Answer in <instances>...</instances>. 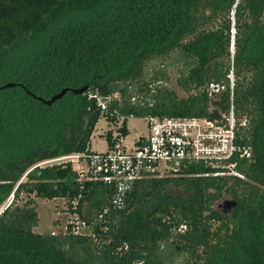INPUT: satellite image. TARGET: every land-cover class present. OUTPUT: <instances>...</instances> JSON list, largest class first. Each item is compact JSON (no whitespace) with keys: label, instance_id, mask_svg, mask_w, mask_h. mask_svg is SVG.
<instances>
[{"label":"trees","instance_id":"1","mask_svg":"<svg viewBox=\"0 0 264 264\" xmlns=\"http://www.w3.org/2000/svg\"><path fill=\"white\" fill-rule=\"evenodd\" d=\"M95 79L81 94L39 99ZM8 83L0 264H264V0H0V86ZM90 92L111 97L107 114ZM231 105L236 142L250 149L232 158L239 174L200 162L137 180L119 206L111 187L79 179L70 161L42 163L91 152L102 117L121 121L105 133L113 146L131 116L216 119ZM34 196L64 198L86 228L37 232ZM225 199L237 203L231 212Z\"/></svg>","mask_w":264,"mask_h":264},{"label":"built area","instance_id":"2","mask_svg":"<svg viewBox=\"0 0 264 264\" xmlns=\"http://www.w3.org/2000/svg\"><path fill=\"white\" fill-rule=\"evenodd\" d=\"M229 76L233 84V73ZM210 88L219 90L214 83ZM89 96L101 112L107 114L111 97L99 92H90ZM146 119L147 135L136 138L130 147L123 144L121 137L113 146L107 144L103 151L92 149L89 153H73L42 163L70 161L79 179L102 181L111 187L113 203L121 206L137 180L181 175L190 165L200 162L219 168L215 174H239L232 158L237 153L250 155L249 148L236 142L237 120L233 105L216 119L197 116H149ZM74 217L80 219L77 214ZM82 224V229L74 224V230H83L86 224L84 221Z\"/></svg>","mask_w":264,"mask_h":264},{"label":"rangeland","instance_id":"3","mask_svg":"<svg viewBox=\"0 0 264 264\" xmlns=\"http://www.w3.org/2000/svg\"><path fill=\"white\" fill-rule=\"evenodd\" d=\"M173 72H177L176 68L170 69L171 76ZM172 78L174 79V77ZM164 84L169 86L173 83H170V81H164ZM179 93L183 96L186 95V93H182L181 90H179ZM120 122L121 121H119L117 125H120ZM117 125L103 117L100 118L97 123L96 130L91 137V148L96 151L106 150L107 140L105 138V133L108 129H111L113 133L116 134ZM127 127L129 129V133L123 137V144L127 145L128 147L132 145L136 138L140 136H146L148 133L146 117H129L127 120ZM21 196V199L18 201L20 204H22L27 198L26 194L24 193ZM34 200L39 216V223L35 227L37 232H58L59 229H64L68 224H71L72 221L73 224L79 226L78 228L82 229L83 221L76 219V217H74V213L69 212L66 200L64 198L46 199L34 196ZM10 202L11 200L9 199L7 204Z\"/></svg>","mask_w":264,"mask_h":264},{"label":"water","instance_id":"4","mask_svg":"<svg viewBox=\"0 0 264 264\" xmlns=\"http://www.w3.org/2000/svg\"><path fill=\"white\" fill-rule=\"evenodd\" d=\"M97 80L95 79L93 82L89 83V84H85L79 88H75V87H71V86H65L64 88H62V90L60 92H58L57 94L53 95L51 98L49 99H44L42 97H39V99L46 103V104H52L55 100L62 98L68 91H72L76 94H81L89 89L92 88V86L95 84ZM14 83H8L4 86H0V89L3 87H9V86H13ZM236 201L234 199H225L222 201V203L220 204V207L223 208L224 212H231L232 209L236 206Z\"/></svg>","mask_w":264,"mask_h":264}]
</instances>
